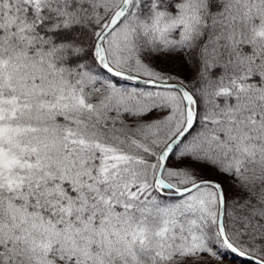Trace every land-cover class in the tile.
<instances>
[{
    "label": "snow or ice",
    "instance_id": "6c2138e0",
    "mask_svg": "<svg viewBox=\"0 0 264 264\" xmlns=\"http://www.w3.org/2000/svg\"><path fill=\"white\" fill-rule=\"evenodd\" d=\"M264 264V0H0V264Z\"/></svg>",
    "mask_w": 264,
    "mask_h": 264
},
{
    "label": "trees",
    "instance_id": "16d2710c",
    "mask_svg": "<svg viewBox=\"0 0 264 264\" xmlns=\"http://www.w3.org/2000/svg\"><path fill=\"white\" fill-rule=\"evenodd\" d=\"M226 264H247V261L242 257L228 256L226 258Z\"/></svg>",
    "mask_w": 264,
    "mask_h": 264
}]
</instances>
